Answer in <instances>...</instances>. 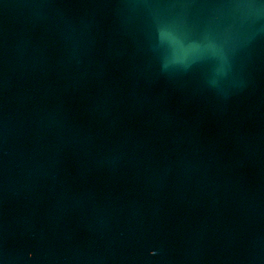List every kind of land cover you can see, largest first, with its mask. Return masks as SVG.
<instances>
[{"label":"water","instance_id":"1","mask_svg":"<svg viewBox=\"0 0 264 264\" xmlns=\"http://www.w3.org/2000/svg\"><path fill=\"white\" fill-rule=\"evenodd\" d=\"M0 264H264V0H0Z\"/></svg>","mask_w":264,"mask_h":264}]
</instances>
